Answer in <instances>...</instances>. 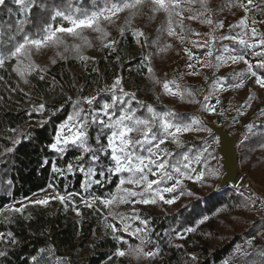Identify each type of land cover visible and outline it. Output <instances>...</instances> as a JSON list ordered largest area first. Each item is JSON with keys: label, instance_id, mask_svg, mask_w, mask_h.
Masks as SVG:
<instances>
[{"label": "rangeland", "instance_id": "obj_1", "mask_svg": "<svg viewBox=\"0 0 264 264\" xmlns=\"http://www.w3.org/2000/svg\"><path fill=\"white\" fill-rule=\"evenodd\" d=\"M200 1L198 6L192 0H0V61L17 54L16 68L24 74L34 65L76 60L74 107L52 148L84 145L89 125L98 124L93 149L107 159L101 170L77 159L55 167L62 191L52 182L10 201L2 213L28 214L45 206L56 211L70 204L80 220V205L95 206L102 230H111L117 240L114 255L144 264L157 252L146 214L170 215L183 201L222 190L225 171L214 127L237 136V147L264 130V16L256 0ZM217 2L222 6L214 18L211 7ZM112 52L121 55L126 79L137 85L124 86L118 75L81 95V76ZM141 66L156 72L148 90L139 79ZM133 101L144 111L138 113ZM238 168L239 181L230 188L249 207L231 217L230 225L217 223L218 243L264 213V182ZM76 172L83 178L81 192L74 193L69 190ZM193 231L186 227L176 236ZM258 251L264 252V240L248 238L218 264H264L248 257Z\"/></svg>", "mask_w": 264, "mask_h": 264}, {"label": "trees", "instance_id": "obj_2", "mask_svg": "<svg viewBox=\"0 0 264 264\" xmlns=\"http://www.w3.org/2000/svg\"><path fill=\"white\" fill-rule=\"evenodd\" d=\"M105 1L109 4L114 0ZM256 2L260 15L264 16V0ZM192 3L200 6L201 1ZM214 4L211 10L216 18L222 2ZM198 6L191 7L194 15ZM188 30L186 26L185 31ZM17 58L13 54L0 61V264H128L129 258L114 255L117 240L111 230H102L95 206L80 205V220L70 204L56 211L45 206L35 207L28 214L2 213L10 201L28 197L52 182L62 191L63 178L56 179L55 167L63 168L77 159L83 167L94 165L101 170L107 162L106 157L93 149L95 135L100 133L98 124L89 125L84 145L67 143L60 151L52 148L59 125L74 107L76 60L58 59L47 67L31 63L34 66L23 74L16 68ZM125 74L121 55L104 54L95 69L81 76L84 84L80 94L85 95L93 83L109 82L118 75L124 86L137 85V80L133 83ZM138 75L147 90L156 78V72L145 66L139 67ZM132 104L138 113L144 111L136 101ZM100 136L104 139V134ZM237 150L238 165L255 180L264 182V130L253 132ZM92 155L97 159L93 160ZM82 178V173L76 172L70 192H81ZM115 183L114 179L109 186ZM248 207L244 198L227 187L183 201L170 215L146 214L157 240V252L148 255L144 264H218L246 239L263 241L264 217H260L248 222L240 232L227 233L226 239L218 243L221 232L217 223L230 225L231 217ZM186 227H194V231L177 237L178 231ZM248 257L264 263L263 251Z\"/></svg>", "mask_w": 264, "mask_h": 264}, {"label": "water", "instance_id": "obj_3", "mask_svg": "<svg viewBox=\"0 0 264 264\" xmlns=\"http://www.w3.org/2000/svg\"><path fill=\"white\" fill-rule=\"evenodd\" d=\"M214 130L220 138L218 151L222 156V166L225 171L220 185L224 189L231 187L230 182L235 181L240 175L236 146L238 137L230 135L223 128L214 127Z\"/></svg>", "mask_w": 264, "mask_h": 264}, {"label": "bare ground", "instance_id": "obj_4", "mask_svg": "<svg viewBox=\"0 0 264 264\" xmlns=\"http://www.w3.org/2000/svg\"><path fill=\"white\" fill-rule=\"evenodd\" d=\"M240 175L238 176V178L235 181L230 182L231 185H234L235 183H237L239 181Z\"/></svg>", "mask_w": 264, "mask_h": 264}, {"label": "built area", "instance_id": "obj_5", "mask_svg": "<svg viewBox=\"0 0 264 264\" xmlns=\"http://www.w3.org/2000/svg\"><path fill=\"white\" fill-rule=\"evenodd\" d=\"M262 204L264 205V198L262 199ZM261 216L264 217V213H262Z\"/></svg>", "mask_w": 264, "mask_h": 264}]
</instances>
